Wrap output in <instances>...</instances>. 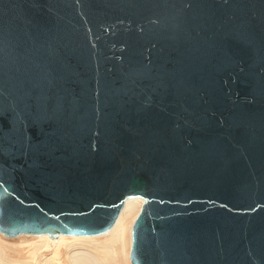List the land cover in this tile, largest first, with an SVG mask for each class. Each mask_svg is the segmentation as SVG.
I'll return each mask as SVG.
<instances>
[{"label":"water","instance_id":"95a60500","mask_svg":"<svg viewBox=\"0 0 264 264\" xmlns=\"http://www.w3.org/2000/svg\"><path fill=\"white\" fill-rule=\"evenodd\" d=\"M130 264H264V0H0V234Z\"/></svg>","mask_w":264,"mask_h":264},{"label":"bare ground","instance_id":"6f19581e","mask_svg":"<svg viewBox=\"0 0 264 264\" xmlns=\"http://www.w3.org/2000/svg\"><path fill=\"white\" fill-rule=\"evenodd\" d=\"M142 204L143 201L139 198L126 200L112 229L100 236H58L51 238L46 235H22L16 237L18 239L21 237L32 238L34 241H21V244L17 245L16 250L19 253V259L2 257L0 252V264H63L61 249L66 254L67 264L115 263L118 257H121L125 264H130L128 262V245L130 248L131 225L128 230V224L136 217ZM0 236L6 240V237L1 234ZM23 253H25V257L22 256Z\"/></svg>","mask_w":264,"mask_h":264},{"label":"rangeland","instance_id":"374dc122","mask_svg":"<svg viewBox=\"0 0 264 264\" xmlns=\"http://www.w3.org/2000/svg\"><path fill=\"white\" fill-rule=\"evenodd\" d=\"M132 221L128 224V230H129V227H130ZM7 240H9V241H7ZM3 241H6V242H3ZM21 241L31 242V241H34V239L21 237L19 239L18 238H16V239H7L6 238V240H5L4 238H2L0 240V247H1L0 252L2 253V257H15L16 259H19L20 257H19L18 251L16 250L17 249L16 247H17V245L21 244ZM127 241H128V231H127ZM60 251H61L62 257H63L62 258L63 264H67L66 254H65L64 250L61 249ZM128 251H129V245H128ZM24 252H25V250H24ZM5 254H7V255H5ZM22 256L25 257L26 256L25 253H23ZM128 262H129V260H128ZM0 263H1V261H0ZM105 264H125V263L123 262V259L121 257H118L115 263H105Z\"/></svg>","mask_w":264,"mask_h":264}]
</instances>
